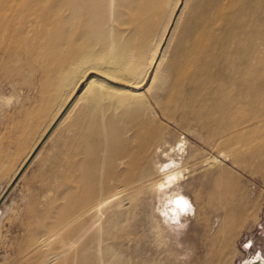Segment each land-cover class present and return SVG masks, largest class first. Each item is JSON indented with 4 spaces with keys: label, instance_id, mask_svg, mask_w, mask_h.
Segmentation results:
<instances>
[{
    "label": "rangeland",
    "instance_id": "374dc122",
    "mask_svg": "<svg viewBox=\"0 0 264 264\" xmlns=\"http://www.w3.org/2000/svg\"><path fill=\"white\" fill-rule=\"evenodd\" d=\"M130 1L118 0L115 19H106L128 47L111 52L97 43L77 56L80 66L66 61L56 19L19 39L16 14L0 16V32L17 46L0 53V264H46L62 249L58 231L71 223L85 178L112 160L114 129L120 144H139L138 127L129 129V114L138 112L171 144L185 145L174 158L187 173L181 190L198 210L171 232L147 205L130 225L131 248H117L106 262L248 264L264 257V0ZM99 36L110 38L108 31ZM129 59L137 74H118L131 81L101 71ZM93 78L105 88L86 90ZM90 232L47 264L79 255ZM52 234L50 247L32 249Z\"/></svg>",
    "mask_w": 264,
    "mask_h": 264
},
{
    "label": "bare ground",
    "instance_id": "6f19581e",
    "mask_svg": "<svg viewBox=\"0 0 264 264\" xmlns=\"http://www.w3.org/2000/svg\"><path fill=\"white\" fill-rule=\"evenodd\" d=\"M117 1L0 0V16L7 15V12L11 13V17L16 14L15 26L16 29L18 28L16 35L19 39L33 34L39 22L50 25L51 21L56 19L55 24L62 30L60 42L69 50L66 61L71 66H80L82 59L80 60L77 56L84 51L90 52L97 43L111 52L120 43L128 47L122 37L116 36L115 27L106 22L107 15L110 16V20L115 19ZM126 1L132 6L135 3ZM106 31L110 34L108 40L99 36L102 32L106 34ZM7 36L11 37V43L7 42L9 39ZM13 38L12 34L0 32V53L10 54L17 49ZM99 38H102L101 42L98 41ZM136 66L129 59L123 66L101 71L113 79L131 81V78H123L118 72L128 71L135 76ZM89 70L90 68L85 70L83 77L89 73ZM94 83H97L100 89L105 88L102 80L93 78L89 81L86 90ZM125 93L130 97H138V100L144 97L130 91ZM129 117L132 119L129 124L133 123L129 129L138 127V131L140 130V132L137 131L139 144H120L118 130L114 129V144H111L112 160L103 165L99 173L85 178L83 187L86 193L73 210L71 217L73 225L65 223L60 228L62 230L65 228L63 232L58 231L57 235V241L62 249L51 255L47 263L58 260L61 254L76 247L80 239L91 231L85 238L83 246L80 247V254L73 256L75 258H68L63 264L75 262L72 259H76L75 264H120L119 260L116 262L114 260V263L106 262V258L119 255L122 252L120 248H123L125 244L131 248L129 242L133 240L135 232L131 230L130 225L132 222H139L137 216L147 205H152V216L158 221L160 227L171 232L175 231L176 222H185L197 213L198 206L194 200L181 190L183 182L187 180L185 167L177 164L174 158V153L181 156L185 145L171 144L153 128L151 119L141 115L140 112L129 114ZM178 197H183L189 205L184 211H181V206L176 204ZM55 234L38 239L37 241L42 240L41 244H35L32 249L38 246L50 247L54 242ZM92 248H94L93 254L88 255V251ZM114 248L116 250L107 257L108 249ZM117 248L121 250L119 254ZM248 264H264V257L255 256Z\"/></svg>",
    "mask_w": 264,
    "mask_h": 264
},
{
    "label": "clouds",
    "instance_id": "9594fccd",
    "mask_svg": "<svg viewBox=\"0 0 264 264\" xmlns=\"http://www.w3.org/2000/svg\"><path fill=\"white\" fill-rule=\"evenodd\" d=\"M176 204L178 206H181V211H184L185 209L189 207L188 203L185 201L183 197H178L176 200Z\"/></svg>",
    "mask_w": 264,
    "mask_h": 264
}]
</instances>
